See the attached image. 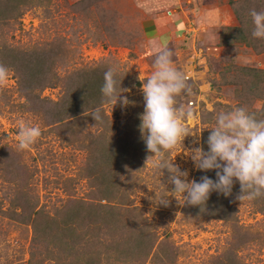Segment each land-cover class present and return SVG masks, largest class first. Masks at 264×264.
Returning a JSON list of instances; mask_svg holds the SVG:
<instances>
[{"label":"rangeland","instance_id":"rangeland-1","mask_svg":"<svg viewBox=\"0 0 264 264\" xmlns=\"http://www.w3.org/2000/svg\"><path fill=\"white\" fill-rule=\"evenodd\" d=\"M32 1L18 24L14 23V30L0 18V29L4 27L5 31L1 40L9 45L55 50L58 58L51 72L60 76L86 66L104 71L118 66L117 77H124L123 89L128 91L122 93L115 106L106 103L104 110L112 126L110 138L116 146L125 147L127 154L123 159L96 162L93 140L97 127L93 122L83 120L78 136L71 137L76 121L70 118V127L62 128L53 123L48 109L30 105L18 90L15 71L9 68V82L0 87V264H58L52 259L59 253L68 256L58 261L60 264H90V255L82 252L84 235L80 238L74 226L63 229V222L49 226L47 218L62 216L69 222L73 216L74 222L84 219L88 224L86 220L93 215L90 202L101 197L91 171L96 164H111L118 171L122 160L115 182L123 194L120 200L109 197L127 206L132 221L141 211L152 233L175 245V262L165 264H231L227 261L232 253L236 264H264V197L243 202L236 198L232 220L205 217L188 210L183 198L172 192L174 185L169 183L167 170L154 169L151 163L146 166L152 153L139 127L145 107L138 79L140 74L147 78L153 71L150 41L156 40L174 51L175 66L187 75L193 90L191 96L178 98V104L191 110V119L186 123L192 135L168 153L167 159L189 173V182L197 181L202 170L196 168L191 151L200 147L209 150L207 140L216 114L237 106L249 112L264 111V91L259 93L264 89V39L252 36L239 39L236 45L228 43L238 38L229 30L233 27L243 26L252 32L249 12L264 11V0H51L42 5ZM8 13L6 9L5 16ZM255 40L258 45L251 44ZM243 67L261 71L256 87L259 95L252 96L250 90L255 84H247L245 79L254 76L248 78L239 70ZM62 95L64 91L57 86L46 88L40 97L57 101ZM123 97L134 104L123 106ZM21 120L42 131L29 150H19L17 145ZM11 155L27 170V180H15L8 171ZM29 208L42 211L47 218L35 225L29 214L19 219L12 216ZM71 209L79 214L74 215ZM35 229L43 235L36 247ZM58 232L63 238L56 249L59 238L54 240V236ZM120 233L115 239L124 244ZM53 248L55 258H50L51 254L31 256L38 249L54 253ZM100 255L104 256L97 264H104L106 256L112 264H162L152 261L151 256L145 262H133L126 252Z\"/></svg>","mask_w":264,"mask_h":264},{"label":"trees","instance_id":"trees-1","mask_svg":"<svg viewBox=\"0 0 264 264\" xmlns=\"http://www.w3.org/2000/svg\"><path fill=\"white\" fill-rule=\"evenodd\" d=\"M31 1L32 0H0V18H3L5 26H9V28L11 27L13 28L12 30H14V23L15 25L18 24L25 13V9L28 5H31L29 4ZM32 2L42 5L43 3L51 2V0H33ZM6 9H8L9 12L7 16H5ZM9 19L13 22L11 23ZM229 30L238 37L237 39L235 38L233 42H228L231 45H236L239 39L252 38V32H249L243 26L233 27ZM4 34L5 31L3 27L0 29V63L15 71L18 81V90L27 101L30 102V105L41 110L48 109L51 116H53V123H57V125L62 128L70 127L71 121L75 120L74 132H70L71 137L78 136L77 134L80 132L79 126L82 124L83 120L88 119L90 122L92 121L97 127L93 140L95 161L105 160L106 162H110L120 158L123 159L124 154H127V152H125V147L120 148L116 146L114 139L110 138L112 126L104 110V105L107 102H105L101 88L104 83V73L106 72L104 70L106 69L92 65L77 69L67 76H60L55 71L51 72L52 66L56 64L58 52L55 50L50 51L42 47L9 45L5 39L1 40ZM257 41L258 40H255L251 42V44L258 45ZM239 70L243 71L248 78L249 76H254V78L245 79L247 84L251 82L255 84V88L253 89L255 93L250 90L253 97L259 95L260 91H264V89L259 90V93L258 90L256 91V87L261 81L259 76L261 71L258 73L259 69L254 67H243ZM118 77L116 78L122 83L121 87L123 88L124 77L120 76L119 79ZM253 79H255V81H252ZM57 86H61L64 91V95L57 101L49 99L44 100L40 97L41 93L46 88ZM122 88L119 89V91H122ZM97 108L101 109L102 120L99 122L92 116ZM250 112L254 113L257 119H264V111L258 112L252 109ZM70 118H72L71 121H69ZM122 164L123 160L117 165L120 167L117 169L118 171H115V169L113 170L111 164H106L103 167H99L98 164H96L94 170L91 171L90 177L97 182L99 191L98 196L101 197L90 202L93 208V215L90 214L89 218L86 220L88 224H85L84 219L82 222H74L73 216L69 222H65V220L69 219H63L62 216L47 218V215L42 211H34L33 208H29L24 213H13L12 216L19 219L29 214L30 218L33 219L31 222L35 225L41 224L43 221L41 219L47 218L49 226L56 222H63V229L70 226L76 227L75 229L78 231L79 237L83 239L84 235L85 242L82 252L83 255H90V264H97V261H101L104 256L100 255L102 252H104V254H108L109 252H126L128 260L133 262H137L138 260L145 262L148 256L152 257V261H157L162 264H165L169 260L175 262L176 252L173 250L175 245L166 237L159 240V236L152 233L141 211L138 210V214L134 216L135 221H132L131 216L128 215V211L130 210L127 209V206H124L122 201H119L123 191L116 184L115 177L120 174ZM7 165L8 171L15 177V180H17L16 177L23 179L27 178V170L24 169L21 163L17 162L15 155H11L10 159L8 158ZM203 176H208L214 181L218 179L216 170H209L207 172L202 170L198 173L199 178L197 182H200ZM240 192V184L236 181L231 196H224L218 192H213L210 195L207 205L202 206V210L199 206L191 205H187V209L192 210L193 213L204 214L205 217L214 216L227 221L232 220V206H234V200ZM109 196L119 200L113 201L114 199H111ZM70 211L74 214V210L71 209ZM78 214L75 213L74 215ZM120 231L119 237L125 240L124 244L117 243L118 241L115 239L117 238L116 234ZM60 236L61 234L59 232L58 236H54V240L59 238L55 246L56 249L59 243H62L63 236ZM42 237L43 235L40 231L35 229L33 237V245L35 247L41 244L40 241H42ZM101 248H105V251ZM53 249L54 253H45L38 249L37 251H33L31 256L36 258L44 254H51L50 258H55L56 249ZM233 254L234 253L230 255L227 262L236 264L237 260ZM67 257L65 253H59L58 257L52 260L60 264L58 261ZM134 257H136V259H133ZM104 259V264L113 263L112 259L107 256L104 257Z\"/></svg>","mask_w":264,"mask_h":264},{"label":"clouds","instance_id":"clouds-1","mask_svg":"<svg viewBox=\"0 0 264 264\" xmlns=\"http://www.w3.org/2000/svg\"><path fill=\"white\" fill-rule=\"evenodd\" d=\"M249 15L253 23L252 36L264 39V11L251 9ZM149 47L153 54V71L147 78L142 74L138 77L145 107L139 127L146 148L152 153L146 166L151 163L154 169L167 170L169 183L174 185L172 192L183 198V205L199 206L201 210L213 192L231 196L236 181L241 187L239 201L264 197V119H257L246 107L219 111L207 140L209 150L200 147L191 151L196 168L205 172L216 170L217 180L203 176L200 182L194 179L189 182V173L167 159L168 153L192 135L186 123L191 119V110L178 104V98L191 96L193 90L187 75L175 66V53L171 48L156 40L150 41ZM118 74V66L109 67L101 88L105 102L114 106L121 101L122 93L128 91L121 87L122 83L116 78ZM10 76L11 70L0 63V87L7 85ZM129 103L134 104L123 97V106ZM92 116L97 122L101 121V109L97 108ZM41 135L39 126L21 120L17 135L19 150H29Z\"/></svg>","mask_w":264,"mask_h":264}]
</instances>
